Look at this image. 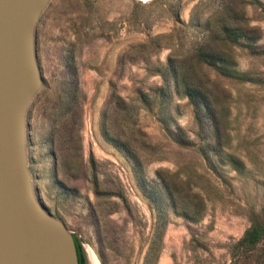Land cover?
Here are the masks:
<instances>
[{
  "label": "rangeland",
  "instance_id": "obj_1",
  "mask_svg": "<svg viewBox=\"0 0 264 264\" xmlns=\"http://www.w3.org/2000/svg\"><path fill=\"white\" fill-rule=\"evenodd\" d=\"M226 8L242 12L235 26L255 32L252 49L235 50L237 69L255 83L206 71L244 164L212 172L168 61L203 43ZM34 47L41 85L24 138L32 189L87 264H264V239L240 243L264 223V0H50ZM162 170L203 187L202 206L176 208Z\"/></svg>",
  "mask_w": 264,
  "mask_h": 264
},
{
  "label": "water",
  "instance_id": "obj_2",
  "mask_svg": "<svg viewBox=\"0 0 264 264\" xmlns=\"http://www.w3.org/2000/svg\"><path fill=\"white\" fill-rule=\"evenodd\" d=\"M50 0H0V264H79L75 238L37 202L27 107L41 85L36 22Z\"/></svg>",
  "mask_w": 264,
  "mask_h": 264
},
{
  "label": "trees",
  "instance_id": "obj_3",
  "mask_svg": "<svg viewBox=\"0 0 264 264\" xmlns=\"http://www.w3.org/2000/svg\"><path fill=\"white\" fill-rule=\"evenodd\" d=\"M251 4L257 0H247ZM239 15V16H238ZM242 17V12L224 9L220 12L213 29H208L209 35L203 43L196 45L191 53L182 60L169 59L168 71L172 75L176 90L186 97L193 107L195 123L198 128L199 144L197 151L202 156L206 167L215 171L216 164L229 163L234 170L244 167L243 161L231 150L229 141L228 109L224 106L222 97L217 96L214 87L209 84L208 69L216 75L239 83H255V80L246 72L237 69L236 49H252L255 40L252 37L254 30L235 26L234 20ZM209 126L207 133L205 127ZM184 139L183 136H181ZM215 173V172H214ZM161 187L173 202L182 204L178 207L183 214L188 210L202 206V198L206 197L203 187L193 190L190 180H183L179 173L160 171L157 173ZM180 197V198H178ZM187 197H194L189 200ZM199 201V202H198ZM194 206V207H193ZM187 211V212H186ZM75 238L79 264H84L81 248ZM264 239V223L255 222L244 234L240 241L242 246L251 247Z\"/></svg>",
  "mask_w": 264,
  "mask_h": 264
},
{
  "label": "flooded vegetation",
  "instance_id": "obj_4",
  "mask_svg": "<svg viewBox=\"0 0 264 264\" xmlns=\"http://www.w3.org/2000/svg\"><path fill=\"white\" fill-rule=\"evenodd\" d=\"M81 253H82V252H81ZM82 258H83V262H84V264H87V263H86V259L84 258L83 254H82Z\"/></svg>",
  "mask_w": 264,
  "mask_h": 264
}]
</instances>
